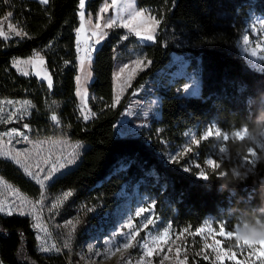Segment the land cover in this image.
<instances>
[{"label": "trees", "instance_id": "trees-1", "mask_svg": "<svg viewBox=\"0 0 264 264\" xmlns=\"http://www.w3.org/2000/svg\"><path fill=\"white\" fill-rule=\"evenodd\" d=\"M102 1L86 0V14L95 16ZM135 3L138 9L148 10L162 21L156 40L140 45L148 66L135 76L120 102L109 107L114 98V62L136 47L137 41L124 29H111L91 64L93 79L87 87V107L95 115L83 121L76 96L79 0H49L47 5L35 0H0V19L11 12V24L27 34L9 40L0 38V100L28 101L31 110L25 124L33 133L48 136L57 128L68 140L84 146L77 165L55 177L46 186L45 195L70 191L71 202L97 203L111 210L124 184L138 185L154 197L157 208H165L177 231L188 228L195 232L207 218L231 227L254 222L255 218L264 220V196L259 188L264 161L257 162L249 179L235 186L234 192H221L216 174L222 168L230 169L231 162H223L217 170L206 168L211 177L206 182L175 165H165L159 156L163 143L179 144L187 129L210 123L226 133L242 126L253 136L264 133V119L259 118L264 113V99L257 95L264 92V71L250 69L236 47L249 13L264 16V0ZM125 36L127 39H122ZM37 53L53 80L52 89L12 67L14 59L31 58ZM172 54L191 58L198 65V94L184 97L175 92L174 86L160 89L158 116L151 122L148 136H116L115 124L131 93L165 68ZM52 115H57L58 122L50 120ZM225 146L233 159L244 156L252 144L247 139L228 140ZM207 149L203 144L199 150L202 165ZM0 176L30 198L40 194V189L7 160L0 159ZM232 187L229 185V189ZM83 222H88L87 216ZM80 225L70 236L53 227L55 249L42 252L29 217L0 214V264H81L76 252L83 231ZM196 253L195 248L188 251L187 264H214Z\"/></svg>", "mask_w": 264, "mask_h": 264}, {"label": "rangeland", "instance_id": "rangeland-1", "mask_svg": "<svg viewBox=\"0 0 264 264\" xmlns=\"http://www.w3.org/2000/svg\"><path fill=\"white\" fill-rule=\"evenodd\" d=\"M125 2L126 0H119L117 11L114 10L113 14H111L112 11L109 12L108 10L103 13L99 12L97 15L102 17L99 23L103 25L107 18L116 17L119 8L124 5ZM133 7L136 10H143L136 7L135 0H133ZM97 15L92 16V18L88 17V14L85 16L83 21L84 27L79 33L81 51H77L78 56L83 55L85 43L94 41L95 39L92 33L97 31ZM121 15L124 19H127L128 11H124ZM149 16L153 15L146 10L144 17L138 19L137 23H143V25L147 27L149 23L147 17ZM89 20L92 21L91 24H89ZM261 21H264V16L250 12L248 18L245 20L244 31L236 41V47L247 66L257 72L264 71V60L259 59L260 56L264 55V26L261 25ZM0 23L2 24L0 31H3L7 35L6 40L17 37V35H15L17 29L11 24L10 17L7 20L5 17L0 19ZM118 23H122V21L118 20ZM10 25L12 27H10ZM80 25L81 21L79 17L78 28H80ZM116 28L124 29L130 35L136 37L126 28L115 27L112 29ZM101 30L108 33L111 29ZM244 36H249V43L247 45L243 42ZM105 39L97 45L96 49H98ZM136 39V47L128 49L127 53L118 56L114 62L113 92L114 97L120 95V100L125 96L135 76L146 68L143 65L148 64L141 54L140 45H149L152 42L141 41L137 37ZM257 45L260 47L257 48ZM252 51L257 52L256 57L251 56ZM35 58L36 59L32 61H21L17 59L14 65L20 75H22L23 72L30 73L29 67H31L37 80L47 85V80L44 79V77L50 75L45 65L39 63L40 57L36 56ZM138 59L142 61L141 67L132 73L131 69L135 67L134 62ZM192 60L193 59L182 55L172 54L165 68L148 78L142 86L133 91L127 100V105L123 113L115 124V135L120 137L139 136L143 139L148 136L151 122L158 116L160 97L158 91L160 89L174 86L175 92L180 93L184 97L196 96L199 92V70L198 65L193 64ZM17 61L23 62L22 65L20 63L16 64ZM77 61V75L81 76L82 73L79 68V60L77 59ZM91 64H85V67L89 71H91ZM125 65H127L128 68L117 77L116 73ZM37 71L40 72V76L35 75ZM22 76L27 77L28 75ZM92 79L93 76L87 80L83 88L77 84V90H80V95H77L80 112L83 107L81 102L82 98L86 104L88 93L87 86L91 83ZM186 84L189 85V89L187 92H184V86ZM7 101L9 100H0V107L4 109V111L0 113V133L15 128L24 133L27 139H21L17 136L13 137L10 143L8 137L0 135V159L7 160L17 167L30 182L40 189V194L36 199L30 198L0 176V205L5 206V208L12 207L13 204L17 206L26 205L24 210L26 213L30 214L25 216L32 220L33 225L37 223L41 225V228L34 227L37 232L38 246L40 249L41 247H47L50 249L49 251L55 249L56 245L53 243V236L51 233L53 227L59 229L62 234L64 233L66 236H70L77 230L79 224H81L80 226L83 227V231L80 233L81 240L76 251L78 260L81 264H149V261L150 264H177V248H179V259L185 260V264H187V253L192 248L197 249L196 254L198 257L214 264H236V260L244 261L248 257L247 249H238L243 241L238 239L237 229L243 223H238L231 227L225 222L216 221L211 218H207L202 226L210 228L215 236L208 232L193 235L195 232L177 231L171 226L167 243L160 244L157 242L153 244L151 237L160 235L165 227L171 225V221L165 208L161 206L157 208L155 206L154 197L144 189H141L138 185L130 186L124 184L115 195V204L111 210L105 209L97 203L94 205V203L71 202V197L64 201L63 194L65 192L53 196L45 195V188L51 181H46L45 188L41 189L35 180L27 175L25 168L31 172H38L42 179L46 172L41 171V169L50 168L53 162H57L58 164L63 163L64 168L60 169V171L55 174V177H57L77 165L81 158L82 151L84 150V146L80 143L68 140L57 128L52 129L48 136L33 133L29 126L25 128V121L29 118L31 106L27 107L22 119L17 120L15 116H13V118L9 120L8 117L10 115L13 113L19 114L20 110L26 108V106L23 104V100H11L14 102L13 104H8ZM83 114L84 113H82V115ZM82 115L80 116L83 120ZM210 127L217 128L216 124L210 123L202 128L195 127L187 129L183 133L181 143L172 145L163 143L164 149L159 153L163 163L165 165H175L181 170L191 165L192 170L187 173H194L197 179H200L198 176L199 169L196 168L197 164L201 165L204 169L217 170L223 162H231V168L236 167L241 171L248 172V174L253 173L257 164L255 157L264 154V133L262 132L254 136L255 140H249L243 135V132H247L245 129H243V132L240 129L230 133H226L219 129L218 135H213L208 139L201 140L200 137L203 136ZM193 139L199 140L200 142L193 144ZM243 139L249 140L252 146L244 156L231 159L225 143L228 140ZM203 144L208 145V149L202 165L199 162V150ZM185 148H191L192 151L184 153L179 162L174 163L168 159L169 155H176ZM18 152L20 155H17ZM213 158H215L216 168L209 167L204 163L206 160H213ZM17 159L21 163H16ZM69 160L73 162L68 163ZM45 161H47V163ZM41 192L44 193L43 196H41ZM38 200L43 201V207L36 203ZM57 200L60 201L58 208L50 212L49 208H51L52 204ZM139 208H144L145 211L141 213L140 217H137L135 213ZM101 211L102 214L100 215ZM0 214L7 216L3 213ZM14 215L20 216L18 214ZM99 215L100 217H98ZM33 216H35L36 219H33ZM85 216L88 217L87 223L83 222V217ZM145 216L148 219H152L154 224L148 225L147 220L143 219ZM69 220L73 221L72 225L66 224ZM95 220L97 221L94 222ZM129 221H131L133 225L132 229L125 227ZM132 231L137 233L132 241L133 244L137 242L143 244L145 241H148L154 248H158L159 251L154 252L150 258L145 256V250L142 247H131L129 249H123L121 247V250L118 252L108 251L110 246L105 243L106 241L114 240L119 234ZM222 231H226L225 236H220ZM205 243L210 245V247L205 248ZM213 243L216 244L222 254L229 250L235 252L236 259L230 260L225 258L223 261H217V252L211 247ZM89 244L93 245L91 252L88 249ZM98 252L103 254L99 258L96 256ZM141 257H143V259H141ZM165 257H168V259H165Z\"/></svg>", "mask_w": 264, "mask_h": 264}, {"label": "snow or ice", "instance_id": "snow-or-ice-1", "mask_svg": "<svg viewBox=\"0 0 264 264\" xmlns=\"http://www.w3.org/2000/svg\"><path fill=\"white\" fill-rule=\"evenodd\" d=\"M40 3L43 5H47L49 3V0H40ZM86 6V0H79V17H80V21H81V25L80 28H77L76 33H77V41H76V45H77V51L80 52L81 51V45H80V40H79V33L80 31L83 29L84 25H83V21L85 19L86 16V12H85V7ZM117 6V0H112L111 3V7H116ZM110 6L105 4L103 8L100 9V12H106L108 10ZM124 11H128V18L124 19V17L121 15ZM146 10H136L133 7V0H126L125 4L122 5L118 12H117V16L116 17H109L107 18L103 25H101L99 23V21L102 19V17L100 15L96 16V29L97 31H94L92 33L93 37H95L94 41L91 42H86L85 46L83 48V55L81 56H77V59L79 60V68L80 71L82 73L81 76H77L76 80H77V84L80 85L81 88H83V85L87 82V80L92 76V72L89 71L86 67L85 64H91L93 62V58L96 52V47L97 45L103 41L106 36H107V32L101 30V29H112L115 27H123L129 30L130 33L134 34L139 40L141 41H146V42H153L154 40H156V33L159 29V27L161 26V19H158L154 16H149L147 17V20L149 21V23L147 24V27H145L143 25V23H137V20L144 17ZM12 16V13L9 12L8 15L5 17V19L7 20L9 17ZM119 21H122V23H118ZM89 24H91V20L88 21ZM261 25L264 26V21H261ZM10 27H12L10 25ZM15 35L17 36H25L27 35L26 33H23L21 31H15ZM0 36H3L5 39H7V35L3 32L0 31ZM122 39H127V37H122ZM243 42L245 45H247L249 43V36H244L243 37ZM260 46L257 45V48H259ZM37 56L39 57V53H37ZM251 56L252 57H256L257 56V52L256 51H252L251 52ZM260 60H264V55L259 57ZM19 61L16 62V64H18ZM39 63L41 65L44 64V60L43 58H39ZM135 67H133L131 69V72L134 73L137 69H139L141 67L142 61L141 60H136L135 62ZM65 64H68V61H65ZM150 64V61H149ZM15 66V65H14ZM144 67H147L148 65L145 64L143 65ZM128 66L125 65L123 68L119 69V72L116 73V76L119 77L120 73H123L125 71V69H127ZM22 75H29L28 72H23ZM35 75L40 76V72L37 71L35 73ZM131 78V77H130ZM44 79L47 80V86L49 89L53 88V80L51 78V76H45ZM130 86V85H129ZM189 89V85L186 84L184 86V92H187ZM179 91V90H178ZM77 95H80V90H77ZM82 104L83 107L81 108V112L84 113L82 115L83 120L88 121L90 119L91 116H94L95 113H87L85 112V109L87 108V104L84 103L83 98H82ZM120 102V95H116L111 104L109 105V107H112L116 104H118ZM251 102V101H250ZM8 104H13L14 102L9 100L7 101ZM23 104L26 106V108L21 109L19 114L13 113L12 115H10L8 117V119H12L13 116H15V118L17 120L22 119L23 115L27 109V107H30V104L28 101H23ZM4 111L3 107H0V113H2ZM51 120L54 122H58V117L57 115H52L51 116ZM25 128L28 127L27 124L24 125ZM219 134V128H213L210 127L206 133L200 137L201 140L203 139H208L209 137H212L213 135H218ZM0 135L2 136H6L9 138V142H12V138L13 137H20L21 139H27V136L24 135V133L18 131L17 129L13 128L10 131L7 132H3L0 133ZM199 140L193 139L192 143L193 144H197L199 143ZM27 151V150H25ZM192 149L191 148H185L182 149L180 153L176 154V155H169L168 159L171 162L177 163L179 162L180 158L184 155V153L186 152H191ZM17 155H20V153L18 152ZM47 163V161H45ZM72 160H69L68 163H72ZM16 163H21L18 159L16 160ZM206 165H208L209 167L212 168H216V162H215V158H213V160L209 161L206 160L204 162ZM64 168V164L63 163H57V162H53L52 166L48 169H41V171H45L46 174L43 176V178L41 179L40 175L38 172H31L28 171L27 168H25V171L27 173L28 176L32 177L33 180H35V182L40 186L41 189H44L46 184V181H52V179L55 177V174L58 173L60 171V169ZM196 168L199 169L198 171V176L200 179H202L203 181L208 180L210 177L207 174L206 169L202 168L201 165L197 164ZM185 172H190L192 170L191 165H189L188 167H185L183 169ZM44 193L41 192V196H43ZM73 195L72 192H65L63 194V200L66 201L68 200L69 197H71ZM37 204H40L41 207H43V201L42 200H38L36 202ZM60 201L57 200L55 203L52 204L51 208H49V211H53L56 210L58 208ZM26 206V205H25ZM25 206H17L15 204L12 205V207H8L5 208V206L0 205V213H3L7 216H12L14 214H18L20 216H25V215H29L30 213H26L24 210ZM145 211L144 208H139V210L136 211L135 215L137 217L141 216V213H143ZM33 219H36L35 216H33ZM143 219L147 220V224L148 225H153L154 221L152 219H148L146 216L143 217ZM78 222V221H77ZM66 224L68 225H72L73 221L69 220L66 222ZM33 227L35 228H41L40 224H34ZM126 228L128 229H132L133 225L131 223V221H129L128 224L125 225ZM171 225H169L168 227H165L163 229V232L158 235V236H152L151 240L152 243L155 244L157 242H159L160 244L163 243H167L168 238H169V230H170ZM44 231H47L46 229H43ZM158 230V229H157ZM184 232H189L188 228H185L183 230ZM204 232H208L211 233L213 236H215L214 233L211 232L210 228L201 226L199 228L195 229V233H193V235H199L202 234ZM137 233L132 231V232H124L122 234H119L114 240H109L106 241L105 243L107 245H109L110 247L108 248L109 252H118L121 250V247L123 249H129L131 247H142L145 250V256L147 257H151L153 255L154 252H158L159 249L158 248H154L152 246V244H150L148 241H145L143 244H140L139 242L133 244V239L136 237ZM226 235V231H222L220 233V236H225ZM126 241V242H125ZM222 243V242H221ZM205 248L210 247V245H208L207 243H205L204 245ZM211 247H213V250L217 252V256H216V260L217 261H223L225 258L230 259V260H235L236 259V254L235 252H233L232 250L227 251L226 253H221V251L217 248L216 244L213 243V245H211ZM93 248L92 244L88 245V249L91 252ZM238 249H247L248 250V257L244 260V261H239L236 260V264H264V240H258V241H251L248 239H245L243 241V243L238 247ZM42 252H48L50 249L47 247H41L40 249ZM59 250V249H58ZM102 253H96V256L99 258L100 256H102ZM141 259H143V257H141ZM165 259H168V257H165ZM150 264V261H149ZM177 264H185V260H180L179 259V248H177Z\"/></svg>", "mask_w": 264, "mask_h": 264}, {"label": "clouds", "instance_id": "clouds-1", "mask_svg": "<svg viewBox=\"0 0 264 264\" xmlns=\"http://www.w3.org/2000/svg\"><path fill=\"white\" fill-rule=\"evenodd\" d=\"M258 97L260 99H264V92H259ZM260 119H264V113H260ZM242 126L241 131L243 132ZM243 135L247 137L249 140H255V137L252 136L251 132H243ZM256 161H264V154L257 155L255 157ZM210 177V176H209ZM216 178L221 181L219 185V190L222 192L224 190H229L231 192L235 191V186L240 183H243L249 179V174L246 171H241L239 168L233 167L231 169H221L218 174H216ZM211 177L206 180L209 181ZM255 184L256 181L254 180ZM229 185L233 187L229 189ZM259 188L261 196H264V177L259 180ZM238 239L244 241L245 239L251 241L264 240V220L259 218H255L254 222H245L237 229Z\"/></svg>", "mask_w": 264, "mask_h": 264}, {"label": "crops", "instance_id": "crops-1", "mask_svg": "<svg viewBox=\"0 0 264 264\" xmlns=\"http://www.w3.org/2000/svg\"><path fill=\"white\" fill-rule=\"evenodd\" d=\"M35 1H37V2H39L40 3V0H35ZM111 3H112V0H104V1H102L101 3H100V5H99V7H98V9H97V12H96V14L95 15H97L99 12H100V9L101 8H103L104 7V4H107V5H109L110 7L108 8V11L109 12H111L112 11V13L111 14H113L114 12V10L115 11H117V7H118V4H119V0H117V6L116 7H111ZM79 11H80V9L78 10V14H79ZM86 12V11H85ZM79 17V16H78ZM88 17H91L92 18V16L91 15H89L88 14ZM94 18V17H93ZM1 23H0V30H1ZM19 31V30H18ZM75 36H76V31H75ZM0 38L1 39H5L3 36H0ZM6 40V39H5ZM76 49H77V45H76ZM36 56H37V54H36ZM36 56H32L31 58H25V59H18V60H21V61H25V60H30V61H32V60H35L36 58ZM38 59V58H37ZM15 60H17V59H14L13 61H12V67L18 72V70L16 69V67L14 66V62H15ZM21 65H22V63L23 62H19ZM77 63H78V61H77ZM29 75L30 76H34V74H33V69L31 68V67H29ZM28 75V76H29ZM78 75H76V77H77ZM35 77V76H34ZM90 84V83H89ZM88 84V85H89ZM47 86V85H46ZM48 87V86H47ZM88 87V86H87ZM113 88H114V68H113ZM76 93H77V80H76ZM76 96H77V94H76ZM87 97H88V93H87ZM86 104H87V101H86ZM78 108H79V102H78ZM87 111V113H89L88 112V107L85 109V112ZM79 113H80V115H82V112H80V109H79Z\"/></svg>", "mask_w": 264, "mask_h": 264}, {"label": "built area", "instance_id": "built-area-1", "mask_svg": "<svg viewBox=\"0 0 264 264\" xmlns=\"http://www.w3.org/2000/svg\"><path fill=\"white\" fill-rule=\"evenodd\" d=\"M36 56V54L33 55V57Z\"/></svg>", "mask_w": 264, "mask_h": 264}]
</instances>
